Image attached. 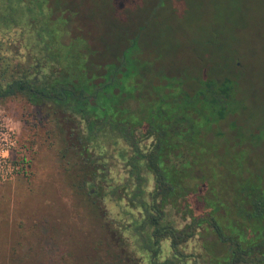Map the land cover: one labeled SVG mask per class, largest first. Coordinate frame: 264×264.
Returning <instances> with one entry per match:
<instances>
[{
    "label": "trees",
    "instance_id": "obj_1",
    "mask_svg": "<svg viewBox=\"0 0 264 264\" xmlns=\"http://www.w3.org/2000/svg\"><path fill=\"white\" fill-rule=\"evenodd\" d=\"M86 1L0 0V33L23 32L26 25L22 24H30L24 33L32 40L27 46L0 42V99L21 95L34 106L48 107L59 136L67 144L70 140L75 187L93 198L90 211L100 219L105 216L101 202L116 206L118 227L105 223L103 234L109 237L105 257L95 260L104 264H264V170L247 157L244 162L250 171L246 173L241 170L244 162L229 161L224 152L213 149V139L226 138L228 132V138L236 141L247 136L238 125L240 82L233 76L234 70H243V64L235 62L232 75L224 72L229 69L224 62L200 66L205 74L197 76V82L183 81L176 93L165 88L155 93L150 88L160 82H140L150 70L136 69V56L117 47L122 63L102 62L110 67L98 69L97 75L85 70L80 84L75 76L78 66L90 65L92 59L77 64L70 58L68 9L70 3L77 7ZM78 28L76 33L92 53L110 49L111 44L93 47L89 42L101 35L83 25ZM130 33L124 31L114 44ZM138 34H134L137 39ZM21 47L29 50L33 62L20 60ZM171 67V63H155L160 72L182 74ZM190 71L187 65L184 72ZM60 119L70 122L69 131ZM208 148L218 157L217 175L202 172L195 164L206 157ZM12 158L18 164L25 161L23 155ZM227 163L237 174L226 170ZM116 165L122 167L124 177L114 174Z\"/></svg>",
    "mask_w": 264,
    "mask_h": 264
},
{
    "label": "rangeland",
    "instance_id": "obj_2",
    "mask_svg": "<svg viewBox=\"0 0 264 264\" xmlns=\"http://www.w3.org/2000/svg\"><path fill=\"white\" fill-rule=\"evenodd\" d=\"M68 12L71 60L81 64L92 59L90 65L78 66L75 76L80 84L85 70L97 75L98 69L110 67L103 64L107 60L122 63L120 52H115L117 47L136 56V69L150 70L140 82H160L150 88L155 93L162 92V88L176 93L183 81L197 82L196 77L205 74L197 67L224 62L229 67L224 72L231 71L232 75L233 64L242 63L243 70H234L233 76L240 82L238 125L244 127L248 138L236 141L232 136L228 138V132L226 138L213 139V149L221 150L222 156L238 164L253 158L258 169L264 170V0H89L77 7L70 3ZM84 17L89 20L83 21ZM22 25H26L23 32L11 29L0 33V42H11L13 46H21L22 42L27 46L32 40L24 32L30 24ZM82 25L101 35L98 41L89 40L90 45L111 44L110 49L104 54L86 49L76 33ZM126 30H131L130 35L115 45ZM135 32L140 33L138 39ZM20 51L23 63L33 62L28 49L21 47ZM159 61L171 63V68L182 74L156 70ZM187 65L191 68L188 74L184 72ZM168 103L165 101V106ZM47 108L31 105L21 95L0 99V116L15 132L12 157L23 155L25 159L19 172L0 182V264H104L95 260L105 257L109 237L103 234V227L109 223L117 228L120 215L108 201L101 202L105 209L101 220L90 211L93 198L75 187L77 171L70 167L69 143L59 136ZM66 121L60 119L69 131ZM221 125L225 128L226 121ZM225 144L229 147L224 148ZM206 153L195 164L202 172L219 174L214 150L208 148ZM226 170L237 174L231 163H227ZM241 170L250 171L246 166ZM113 172L119 177L125 175L119 165L113 167Z\"/></svg>",
    "mask_w": 264,
    "mask_h": 264
},
{
    "label": "built area",
    "instance_id": "obj_3",
    "mask_svg": "<svg viewBox=\"0 0 264 264\" xmlns=\"http://www.w3.org/2000/svg\"><path fill=\"white\" fill-rule=\"evenodd\" d=\"M15 146L14 128L0 116V182L10 179L23 168V163L13 162L12 154Z\"/></svg>",
    "mask_w": 264,
    "mask_h": 264
},
{
    "label": "flooded vegetation",
    "instance_id": "obj_4",
    "mask_svg": "<svg viewBox=\"0 0 264 264\" xmlns=\"http://www.w3.org/2000/svg\"><path fill=\"white\" fill-rule=\"evenodd\" d=\"M110 62V61H109ZM12 96V95H11ZM31 104V103H30ZM32 105V104H31ZM68 124H70V122H68ZM69 139H70V136H69ZM69 149H70V140H69Z\"/></svg>",
    "mask_w": 264,
    "mask_h": 264
}]
</instances>
